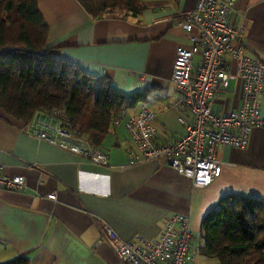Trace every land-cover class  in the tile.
Listing matches in <instances>:
<instances>
[{
  "label": "crops",
  "instance_id": "crops-1",
  "mask_svg": "<svg viewBox=\"0 0 264 264\" xmlns=\"http://www.w3.org/2000/svg\"><path fill=\"white\" fill-rule=\"evenodd\" d=\"M139 1L136 17L93 19L78 0H37V7L48 29L49 55L106 80L126 96L142 94L155 112L157 143L172 142L183 133L178 118H190L186 109L172 105L177 95L173 59L185 42L175 24L192 15L198 0ZM242 17L247 21L244 53L264 63V0H237L234 23ZM240 95V83H231L218 94L214 109L238 108ZM138 106L127 110L102 140L107 167L27 136L25 124L0 109L2 173L25 179L20 191L0 189V263L24 257L27 264H121L106 243L96 245L97 224L108 225L123 241L137 235L154 241L174 213L190 218L194 258L202 219L222 198L264 200V128L252 129L245 148L219 147L216 155L227 165L218 179L198 188L163 161L130 164L141 153L124 122ZM260 115L264 118V90ZM51 194L54 199L47 198Z\"/></svg>",
  "mask_w": 264,
  "mask_h": 264
},
{
  "label": "built area",
  "instance_id": "built-area-1",
  "mask_svg": "<svg viewBox=\"0 0 264 264\" xmlns=\"http://www.w3.org/2000/svg\"><path fill=\"white\" fill-rule=\"evenodd\" d=\"M237 0H198L192 15L178 20L176 26L185 33L172 64V82L177 95L173 107L186 109L190 118H178L182 135L166 143H157L153 122L155 112L141 102L136 113L124 122V129L141 157L130 164L163 161L194 187L204 188L219 178L227 164L218 159L219 147L245 148L253 128H264L260 115V98L264 90V63L244 53L242 34L247 24L242 17L235 24ZM198 58L197 64L194 59ZM141 78L142 76H138ZM240 83V106L216 111L214 101L231 83ZM122 117L115 121L121 122ZM23 132L36 140L82 156L90 164L107 167L108 155L99 146L70 128L64 109L50 108L35 112ZM25 179L8 177L0 166V189L20 191ZM47 198L54 199V195ZM187 214L174 213L167 219L160 236L149 241L140 235L123 241L108 225L97 224L100 238L121 264H192L191 242L194 233Z\"/></svg>",
  "mask_w": 264,
  "mask_h": 264
},
{
  "label": "trees",
  "instance_id": "trees-1",
  "mask_svg": "<svg viewBox=\"0 0 264 264\" xmlns=\"http://www.w3.org/2000/svg\"><path fill=\"white\" fill-rule=\"evenodd\" d=\"M78 1L93 19L115 15V10L136 17L141 10L139 0ZM47 35L37 0H0V109L25 125L38 110L64 109L70 128L100 146L115 121L144 102V96H126L106 80L49 55ZM195 238L199 253L218 264H264V200L222 198L202 219ZM0 264L27 260L18 257Z\"/></svg>",
  "mask_w": 264,
  "mask_h": 264
},
{
  "label": "rangeland",
  "instance_id": "rangeland-1",
  "mask_svg": "<svg viewBox=\"0 0 264 264\" xmlns=\"http://www.w3.org/2000/svg\"><path fill=\"white\" fill-rule=\"evenodd\" d=\"M114 13L117 15H124L126 14V11H119V10H115ZM11 34L13 35H16V32L13 30L11 32ZM193 256H194V262L192 264H218L217 263V260L215 259H209V258H206L204 256H202L198 250H196V252H193Z\"/></svg>",
  "mask_w": 264,
  "mask_h": 264
}]
</instances>
